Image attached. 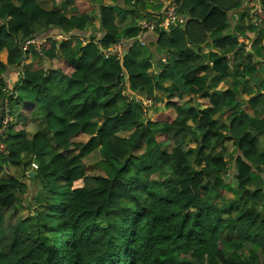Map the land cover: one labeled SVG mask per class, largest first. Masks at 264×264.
Instances as JSON below:
<instances>
[{
    "label": "trees",
    "instance_id": "1",
    "mask_svg": "<svg viewBox=\"0 0 264 264\" xmlns=\"http://www.w3.org/2000/svg\"><path fill=\"white\" fill-rule=\"evenodd\" d=\"M77 3L0 0V172L8 175L0 176V264H264V171L255 165L264 151L254 143L264 133V92L243 99L257 62L264 69V30L251 24L247 0H178L185 23L148 32L150 47L127 39L122 59L104 51L123 39L126 12ZM154 17L164 12L144 14ZM96 18L101 30L88 34ZM245 27L257 32L251 52L239 41ZM30 39L44 42L24 51ZM203 45L219 51H196ZM23 92L34 97L29 111H42L32 138ZM144 99L164 106L148 115ZM188 137L195 145L185 148ZM33 158L34 177H23L36 186L35 216L25 227L17 205L27 186L10 164Z\"/></svg>",
    "mask_w": 264,
    "mask_h": 264
},
{
    "label": "rangeland",
    "instance_id": "2",
    "mask_svg": "<svg viewBox=\"0 0 264 264\" xmlns=\"http://www.w3.org/2000/svg\"><path fill=\"white\" fill-rule=\"evenodd\" d=\"M90 1L91 2H93V3H97V1L96 0H86L85 2H83L82 3V0H78V3L77 4H79L80 5V7H81V9H82V11H84L85 9H87L88 7H87V5H86V3L87 2H89L90 3ZM99 4V3H98ZM92 5V4H91ZM89 12V11H88ZM116 14V13H115ZM129 20H128V23H130L131 21H133V23L132 24H128L125 28H123L122 30H121V28H122V26H121V23L122 22H124L125 21V19H126V16L124 17V18H121V20H120V22L118 23V29L120 30V32L122 33V37L121 38H123L121 41H124V40H127L128 39V46H131L133 43H134V41L135 40H138L139 41V44H141V42H140V40L138 39V37L137 36H132V37H128V36H126L125 35V30L127 29V28H134V27H138L139 25H140V23L142 22V21H140L141 20V18H144V13L142 12H139L135 17H133V19L131 20V18L130 17H127ZM98 23V22H97ZM130 26H132V27H130ZM100 30H101V27H100V21H99V27L97 28V30H96V32H100ZM256 30L254 29V28H252V27H245V29L244 30H242L241 32H239L238 34H240V35H242V37L243 38H247L248 36H250L251 34H253L254 32H255ZM95 32V34H97ZM241 40V39H240ZM120 41V42H121ZM248 44V43H247ZM246 44V45H247ZM141 45H143V44H141ZM127 46V48L124 50V52L125 53H127V51H129L128 49H129V47ZM248 47H249V45H247ZM115 48H118V44H114L113 46H111L110 48H109V50H111V49H115ZM108 50V49H107ZM106 51V50H105ZM196 51H199V52H202V53H206V51H209V52H212V51H219V47L218 46H212V45H203L202 47H196ZM247 56V54L244 52V51H242V53L239 55V57H246ZM31 60V57H29V56H27V58H25L24 59V65H26L27 63H29V61ZM138 60H139V58H138ZM22 67H23V64L21 65ZM21 67V70L23 69ZM20 71V70H19ZM255 72H256V70H255ZM16 73H14L13 75H11V78H13L14 79V82H12V83H14L15 84V82L18 80V79H16V77H17V74L15 75ZM253 78L255 79V76L253 75ZM251 83H255V80H252L251 81ZM128 89L129 90H131V86L128 84ZM11 90V89H10ZM9 90V91H10ZM20 94H22V93H20ZM140 98V97H139ZM145 100V102H144V104H145V106L147 107V109H148V111L146 112L148 115H151V114H153L152 112H149L150 111V109H152L153 107H163L164 106V102H157V103H154L151 99H144ZM23 109H25V111H24V115L25 116H23V117H26V115L28 114V110H29V105H24V107H23ZM245 109V108H244ZM246 110V109H245ZM34 114V116H35V114L36 113H33ZM33 114H32V117H33ZM156 114V113H155ZM155 114H153V115H155ZM38 115H39V117H41V115H42V111H39V113H38ZM22 116V115H21ZM156 116V115H155ZM216 117V116H215ZM217 118V117H216ZM19 116L17 115L16 117L14 116V120H15V122H16V124H15V127L17 126V122L19 121ZM224 119H225V117H224ZM190 124H192V122L190 121L189 122ZM21 124V123H20ZM19 127H20V125L18 124V129H19ZM27 131H28V133H29V136L31 135V129L29 128V126H27V129H26V133H27ZM158 139L159 140H161V141H165V139H166V136H159L158 137ZM263 144H264V140L262 141V142H258V144H256L257 145V147H258V150L260 151V152H262L264 149H263ZM195 145V142L191 139V138H187L186 139V142H185V144H184V147L185 148H187L188 146H194ZM167 146V148L168 149H171V147L167 144L166 145ZM225 146H226V148H227V151H228V153H230L231 151H233L234 150V148H235V146L233 145V143H232V141H228V142H226L225 143ZM217 149H220V146L217 148ZM7 156V155H6ZM24 159H28V156L27 157H25ZM33 160H34V162L32 163V165H29V166H27V167H23V164H10V171H11V173L12 174H15V175H18L20 178L21 177H23V175H25L26 173H28V175H29V173L31 172V171H35V170H37L38 169V162H36L35 161V159L33 158ZM227 160H229V163H230V165H232V163H233V158L230 156V157H228L227 158ZM251 160V159H250ZM263 162H264V159H263ZM256 165V164H255ZM261 165H263V163L261 164ZM234 166V165H233ZM29 169V170H28ZM27 170H28V172H27ZM229 172L232 174L233 173V168L231 167V168H229ZM1 173H3L2 175H7L5 172H1ZM1 176V175H0ZM8 176V175H7ZM23 182L26 184V186H27V191H26V193L24 194V195H22L21 196V199H22V205L23 206H21V204L19 203L17 206L21 209L22 208V215L26 218V220H25V222L23 223L24 224V226L25 227H28V225L34 220V216H35V206H33L32 204H31V197L34 195H36V186L34 185V181H30L27 177H23ZM234 183V185H237V181H233ZM250 189H252V187H250ZM226 196H228V198H230L231 196H232V194H231V191H229V192H227L226 194H225ZM29 204H30V206H29ZM30 219V220H29ZM55 231V230H54ZM50 236H51V241L53 242V243H57L58 244V239H59V237H58V234L56 233V232H52V233H50ZM225 254H226V257L228 258V259H232L233 258V255L231 254V252L230 251H226L225 252ZM249 256V253L246 255V257L245 256H242V260H245L247 257ZM193 262H194V264H199V261L197 260V259H194V260H192Z\"/></svg>",
    "mask_w": 264,
    "mask_h": 264
},
{
    "label": "crops",
    "instance_id": "3",
    "mask_svg": "<svg viewBox=\"0 0 264 264\" xmlns=\"http://www.w3.org/2000/svg\"><path fill=\"white\" fill-rule=\"evenodd\" d=\"M97 1V6L98 3H106L109 5H115L118 8V11H122V13L126 12V19L124 22H120L121 18H124L121 14L119 16V21L121 23V30L123 28H125L128 24H132L133 21H131L130 23H128V18L130 17L131 20L133 19V17H135L139 12H143L144 14H163V12L166 9L167 4L171 1V0H153L152 2L148 3L146 7H143L142 5H136L135 7L131 6L129 3H127L128 0H96ZM82 10V9H81ZM98 18H96L93 21V24L88 27V34H90V31H95L97 30V28L99 27V21L97 20ZM147 18H141L140 21L146 20ZM154 19H157V17ZM98 22V23H97ZM118 25V24H117ZM132 27V26H130ZM35 28L39 30V33L42 32V26L40 24H36ZM128 29V28H127ZM98 33V32H96ZM138 39L141 40L142 42H144L145 46L150 47L151 43L154 42L156 40L155 34L153 33H148L145 32L143 33L141 36L137 35ZM257 37V32L255 31L253 34H251L250 36H248L247 39H244L243 37L239 38L240 44L242 46H244L246 48L247 52H251V44L252 41H254ZM241 39V40H240ZM72 42H75V39L71 40ZM248 43L249 47L246 45ZM143 45V46H144ZM262 45V44H261ZM228 56H231V54H228ZM262 56L256 59V60H261ZM243 66V65H241ZM256 72L254 71V76L256 77V81L255 83H250L249 87L247 89V92L245 94V96L243 97V99H248L249 97L256 95L257 92L263 91L264 92V69H263V64L257 62L256 68H255ZM16 79H18V75L16 77ZM12 82H14V79L12 78ZM22 98L26 101V104L28 105L29 103L31 104V102L33 101L34 97L33 95H29L28 93L23 92L22 94ZM29 104V105H30ZM26 105V106H27ZM244 108L246 109V111H248L251 115H254V110L251 108V106L245 105ZM25 111V110H24ZM33 113H36L35 116ZM39 111L36 109L35 111H33L32 113L28 110V116H30V122H29V128L31 129V135L29 136V133L27 131V134L30 138H32L36 132H38L39 130H42L41 127V117H39L38 115ZM25 114V113H24ZM23 114V115H24ZM33 114V117H32ZM26 115V116H27ZM260 117H263L262 114L259 115ZM27 129V128H26ZM264 140V133H257L254 143L258 144V142H262ZM263 149H264V144H263ZM258 148V147H257ZM259 151V150H258ZM264 151V150H263ZM262 151V152H263ZM260 152V151H259ZM260 152V153H262ZM263 163V165H261ZM256 165L260 166L261 165V169L264 171V162H256ZM3 173L0 172V175L2 176Z\"/></svg>",
    "mask_w": 264,
    "mask_h": 264
},
{
    "label": "built area",
    "instance_id": "4",
    "mask_svg": "<svg viewBox=\"0 0 264 264\" xmlns=\"http://www.w3.org/2000/svg\"><path fill=\"white\" fill-rule=\"evenodd\" d=\"M262 0H247V9L252 14L251 17V24L258 28L259 30H264V6L261 3ZM179 5L178 0H171L164 11V18L156 19L153 21L143 20L139 25V32L138 35L141 36L145 32H154L159 29L168 30L171 25H182L185 23V17L178 12ZM56 39L63 40L68 39L63 37L62 34L56 35ZM83 44L86 45L88 43L87 35L82 38ZM125 41H121L118 44V48L106 50L104 51V55L106 59H109L110 56L116 55L118 58H123V51L122 48L125 45ZM44 41L38 39H30L25 41L22 44V48L24 51L30 49V46H34L36 49L42 45ZM141 44H145L140 40ZM8 105V104H6ZM9 120L8 110L6 111V116L4 119V123L7 124ZM5 126L0 129V152H4L6 149L5 143L2 141L3 136H5L6 131Z\"/></svg>",
    "mask_w": 264,
    "mask_h": 264
},
{
    "label": "water",
    "instance_id": "5",
    "mask_svg": "<svg viewBox=\"0 0 264 264\" xmlns=\"http://www.w3.org/2000/svg\"><path fill=\"white\" fill-rule=\"evenodd\" d=\"M64 8V10H65V7H63ZM204 124H206V123H204ZM34 175H35V172L34 171H31L30 173H29V176L30 177H34Z\"/></svg>",
    "mask_w": 264,
    "mask_h": 264
}]
</instances>
